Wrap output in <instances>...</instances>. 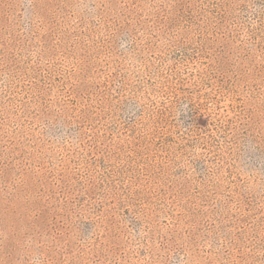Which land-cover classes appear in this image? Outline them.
<instances>
[{
	"label": "rangeland",
	"instance_id": "rangeland-1",
	"mask_svg": "<svg viewBox=\"0 0 264 264\" xmlns=\"http://www.w3.org/2000/svg\"><path fill=\"white\" fill-rule=\"evenodd\" d=\"M0 264H264V0H0Z\"/></svg>",
	"mask_w": 264,
	"mask_h": 264
}]
</instances>
